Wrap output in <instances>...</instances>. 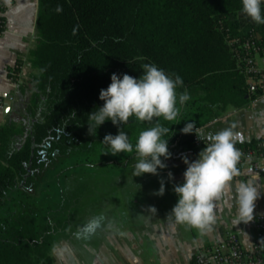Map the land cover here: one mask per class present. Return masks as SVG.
<instances>
[{"label": "trees", "instance_id": "16d2710c", "mask_svg": "<svg viewBox=\"0 0 264 264\" xmlns=\"http://www.w3.org/2000/svg\"><path fill=\"white\" fill-rule=\"evenodd\" d=\"M241 8V0H38L28 104L21 119L0 125V264H53L52 245L68 227L63 206L54 202L67 166L90 163L93 155L106 164L137 157L135 151L102 153L104 136L118 133L110 120L94 136L88 132V114L103 105L99 92L112 73L139 78L144 64H155L181 77L177 92L190 95L178 103L177 121L133 116L119 126L133 145L159 122L170 128L168 144L200 152L201 127L226 107L243 108L257 98L233 48L247 38L264 47V25ZM18 69L8 73L15 77ZM186 123L193 132L181 131ZM259 141H236V147L249 150Z\"/></svg>", "mask_w": 264, "mask_h": 264}, {"label": "crops", "instance_id": "0c3cea01", "mask_svg": "<svg viewBox=\"0 0 264 264\" xmlns=\"http://www.w3.org/2000/svg\"><path fill=\"white\" fill-rule=\"evenodd\" d=\"M37 12L38 0H12L5 13L7 24L0 33V125L7 119H21L28 104L30 76L35 72L29 52L37 39ZM15 65L19 66L18 73L10 78L8 70ZM250 105L239 109L226 107L222 116L198 130V137L234 126V131L238 133L236 141L253 138L264 141L263 121L241 122V111L249 109ZM243 115L245 117L246 113ZM168 150L171 157L166 160L161 157L167 167L158 169L159 175L132 177L137 162L134 159L133 166L101 172L111 176V181L86 184L85 198L68 200L63 207L68 227L58 234L52 245L53 264H191L194 254L220 243L227 232H235L244 246L250 247L255 238L256 216L264 215V156L259 160L257 173L244 166L245 177L234 178L230 189H226L217 202L216 223L210 230L201 233L175 224L168 216L178 199L173 185L183 183V172L187 167L181 157L186 156L191 162L198 158L199 152L179 143L168 144ZM169 172L172 179L168 178ZM161 179L165 192L158 196L154 193L159 189ZM239 182L252 183L259 196L254 202V219L237 224L235 194ZM149 206L156 208L155 214L148 211ZM99 214L105 215V225L111 221L113 227H102L90 240L78 239L75 236L77 230Z\"/></svg>", "mask_w": 264, "mask_h": 264}, {"label": "clouds", "instance_id": "9594fccd", "mask_svg": "<svg viewBox=\"0 0 264 264\" xmlns=\"http://www.w3.org/2000/svg\"><path fill=\"white\" fill-rule=\"evenodd\" d=\"M241 5V11L246 17L258 25H264V0H241ZM56 11H62V7L58 5ZM142 69L143 73L139 78L126 73H112L111 83L99 92L103 105L88 114V132L93 136L106 120L118 126L116 135L106 134L101 141L108 145V150L102 153L117 155L135 151L137 162L132 177L142 174L159 175L158 169L167 167L161 157L165 160L171 157L167 139L164 138L168 137L170 128L157 122L155 126L141 131L133 145L128 134L119 126L127 124L133 116L140 122L151 123L154 118L177 121L181 110L178 103L182 106L190 99L186 89L177 92V88L183 86V80L178 75L170 76L155 64H144ZM193 128L192 123H186L181 131L187 134L193 132ZM237 136L234 126L203 137L197 136L199 140L207 141L198 158L189 162L186 156L181 157L187 167L183 172V183L173 185L178 199L168 214L175 224L203 233L216 223L217 202L239 174L237 164L241 152L236 147ZM168 178L172 179L171 172L168 173ZM164 192V181L161 179L160 187L154 194L162 196ZM258 196L259 192L252 183L237 184V224L254 219V202ZM148 211L155 214L157 210L149 206ZM105 221L104 214L93 216L77 230L75 236L90 240L102 227H113L111 221L106 225Z\"/></svg>", "mask_w": 264, "mask_h": 264}, {"label": "built area", "instance_id": "2783aa9c", "mask_svg": "<svg viewBox=\"0 0 264 264\" xmlns=\"http://www.w3.org/2000/svg\"><path fill=\"white\" fill-rule=\"evenodd\" d=\"M11 2L12 0H0V33L6 27L5 13ZM233 50L239 67L247 78L249 93L264 97V47L255 39L247 38ZM10 78L13 76L10 75ZM206 143L207 141L203 142L195 137L196 145ZM263 147L264 141L257 142L255 147L249 150L237 147L241 152V158L237 164L239 174L235 178L245 177L244 166H249L252 173L259 171V160L264 156L261 151ZM191 264H264V215L256 216L255 238L250 247L244 246L235 232H227L220 243L205 247L194 254Z\"/></svg>", "mask_w": 264, "mask_h": 264}, {"label": "rangeland", "instance_id": "374dc122", "mask_svg": "<svg viewBox=\"0 0 264 264\" xmlns=\"http://www.w3.org/2000/svg\"><path fill=\"white\" fill-rule=\"evenodd\" d=\"M262 98L263 99L257 97L256 99L261 100H253L250 102L252 106L250 105L251 107L249 109L244 110L246 113L245 117L243 115L245 113L241 111L240 116H243L241 122H264V97ZM223 114L224 112L220 116ZM231 119L230 121H232ZM134 159L136 160L137 157ZM134 159L129 164L122 163L120 159L115 160V162L110 161V164H106L102 161L100 155H93L90 163L79 165L76 168L67 166V169H64V173L60 176V181L56 182L59 186L55 187L54 191L56 192V190H58L57 192H60V196L58 195L59 197H55L54 202L60 201L61 205L64 207L71 198L73 200L77 199V197L85 198L86 184L107 183L111 181L109 180L111 176L102 175L101 172H105L104 170L115 171L118 168L133 166L132 162ZM74 186L80 187L73 189ZM78 194H83V196H77Z\"/></svg>", "mask_w": 264, "mask_h": 264}]
</instances>
